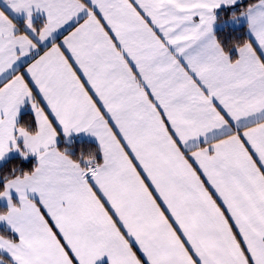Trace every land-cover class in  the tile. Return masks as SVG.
Masks as SVG:
<instances>
[{
	"label": "snow or ice",
	"instance_id": "1",
	"mask_svg": "<svg viewBox=\"0 0 264 264\" xmlns=\"http://www.w3.org/2000/svg\"><path fill=\"white\" fill-rule=\"evenodd\" d=\"M14 159L0 264H264V0H0Z\"/></svg>",
	"mask_w": 264,
	"mask_h": 264
},
{
	"label": "trees",
	"instance_id": "2",
	"mask_svg": "<svg viewBox=\"0 0 264 264\" xmlns=\"http://www.w3.org/2000/svg\"><path fill=\"white\" fill-rule=\"evenodd\" d=\"M254 1L255 0H244V4L247 5V4L252 3ZM225 16H229V15L226 14ZM244 32H246L245 25L238 32H232L229 29H225L223 32L220 33V36L222 38L234 37V38H237V39H243L244 38V35H243ZM23 119L26 120V121L30 120L31 119V113L26 114L23 117ZM62 147H63V145H62ZM75 147H76L77 152H79V149L81 147H83L84 150L87 151L90 148L94 149L95 145L86 144V143L85 144L77 143ZM33 163L34 162H22L20 159H14V160H10L7 164H5L3 166V169H0V171L7 172L8 170H10L13 167H22L24 170H30L32 165H33Z\"/></svg>",
	"mask_w": 264,
	"mask_h": 264
},
{
	"label": "crops",
	"instance_id": "3",
	"mask_svg": "<svg viewBox=\"0 0 264 264\" xmlns=\"http://www.w3.org/2000/svg\"><path fill=\"white\" fill-rule=\"evenodd\" d=\"M255 2V1H254ZM253 3V2H252ZM239 14V12L237 13V15ZM231 17H230V15L229 16H224L223 17V19H230ZM245 27H246V31H247V26H246V24H245ZM67 33H65V35H66ZM62 39H63V37L61 36L60 37V39L57 41V43H59V42H61L62 41Z\"/></svg>",
	"mask_w": 264,
	"mask_h": 264
}]
</instances>
